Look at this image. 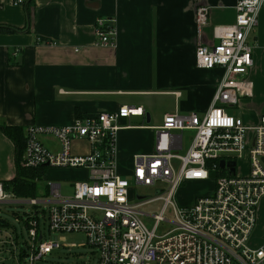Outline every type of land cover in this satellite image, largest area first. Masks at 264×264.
Masks as SVG:
<instances>
[{
    "label": "built area",
    "instance_id": "1",
    "mask_svg": "<svg viewBox=\"0 0 264 264\" xmlns=\"http://www.w3.org/2000/svg\"><path fill=\"white\" fill-rule=\"evenodd\" d=\"M263 4L236 0L234 22L213 27L215 41L209 45L201 42L209 9L197 7L196 67L222 69L210 107L202 116L167 113L159 126H145L155 132L153 152L135 155L126 175L118 172L116 135L123 128L121 119L145 114L141 107L123 105L63 126H26L22 167L83 169L86 176L74 180L72 192L64 195L61 184L44 174L52 197L41 192L39 199L12 200L15 196L0 181V204L34 206V213L23 220L29 240L15 226H0V264H35L53 249L74 246L63 238L46 239L45 232L83 233L84 245L97 254L96 264H264V243L250 244L264 197V114L247 126L228 112L238 110L240 100L252 94L248 75L253 47L248 39ZM94 35L97 46H113L114 19L97 18ZM183 130L194 133L179 153ZM43 137L53 138L57 150L47 147ZM76 140L87 143L89 150L75 152ZM229 162L235 163L233 173L228 172ZM191 182L208 183L209 189L181 204L177 194L182 184ZM135 186L152 187L154 195L145 196ZM152 202L160 203L159 212H142ZM143 216L152 218L151 226ZM162 222L173 227L160 232Z\"/></svg>",
    "mask_w": 264,
    "mask_h": 264
},
{
    "label": "crops",
    "instance_id": "2",
    "mask_svg": "<svg viewBox=\"0 0 264 264\" xmlns=\"http://www.w3.org/2000/svg\"><path fill=\"white\" fill-rule=\"evenodd\" d=\"M235 2L33 0L26 7L0 0V126H63L123 105L141 107L145 114L121 119L116 135L118 172L126 175L135 155L153 152L155 132L145 126H159L167 113L202 116L210 107L222 69L196 67V9H209L201 38L209 45L215 41L213 27L234 22ZM97 18L114 19L113 46L95 44ZM248 41L252 94L240 100L237 115L253 126L264 114V4ZM43 142L58 148L53 138ZM74 147L89 150L77 140ZM51 170L46 172L56 181L86 176L83 169ZM14 175V145L0 130V181ZM262 243L264 197L250 237L251 246Z\"/></svg>",
    "mask_w": 264,
    "mask_h": 264
},
{
    "label": "rangeland",
    "instance_id": "3",
    "mask_svg": "<svg viewBox=\"0 0 264 264\" xmlns=\"http://www.w3.org/2000/svg\"><path fill=\"white\" fill-rule=\"evenodd\" d=\"M164 105L166 102L163 103ZM228 112L230 114H238V111L235 110L233 112V109L229 108ZM137 124V123H135ZM150 124V123H149ZM148 124V125H149ZM193 130H183V140H184V147L179 151V153H183L188 146V139L193 135ZM240 169L242 172L245 171V167L243 166V162L240 163ZM51 170V167L46 168V171ZM53 170H51L52 172ZM55 172V171H54ZM51 175V174H49ZM48 172L45 173V177L47 179H52V177H49ZM83 177H75L76 179H82ZM47 179H41L38 186V194L37 199H39L42 195L41 192H45L46 197L51 198V194L49 193V190L46 188V182ZM74 180L65 179V180H58L56 182H59L61 184V192L64 195H68L72 192V184ZM52 181V180H51ZM135 189H137L141 194L145 196H153L154 195V189L152 187H144V186H135ZM209 189L208 183L203 182H191V183H184L181 186L180 191L177 194V200L181 204H188L193 200V197L196 194L204 193L206 190ZM10 199H19L16 197H10ZM160 209V203L159 202H152L144 205L141 207L142 212L145 213H158ZM34 213V206L30 205L29 203H20L17 201H10V202H4L0 204V218L8 222L10 225L15 226L17 228V231L23 235L24 238L27 240V233L25 226L23 224V220L27 217L29 214ZM172 218V216H170ZM145 219V222L148 226L152 225V218L143 216ZM172 224H168L165 222H162L160 224V232L164 231V229L172 228ZM45 238L51 239V240H58L59 238H63V243H66L68 245H74L73 247H59L57 249H53L50 253L43 256V258L39 261H36L35 264H96L97 261V254L95 253V250L90 247L89 245H84L86 242L85 235L83 233H50L47 232Z\"/></svg>",
    "mask_w": 264,
    "mask_h": 264
},
{
    "label": "trees",
    "instance_id": "4",
    "mask_svg": "<svg viewBox=\"0 0 264 264\" xmlns=\"http://www.w3.org/2000/svg\"><path fill=\"white\" fill-rule=\"evenodd\" d=\"M16 2V0H14ZM33 0H23L26 7L29 6ZM9 31H16V29H9ZM2 133L9 138L14 145V165L15 175L7 181H2L6 191L12 193L15 197L28 198L37 197L39 190V182L45 174L46 169L41 167L37 169L24 168L20 165V160L24 151V129L19 126L2 125L0 126ZM215 174H212L213 176ZM0 226H10L8 222L0 219Z\"/></svg>",
    "mask_w": 264,
    "mask_h": 264
},
{
    "label": "water",
    "instance_id": "5",
    "mask_svg": "<svg viewBox=\"0 0 264 264\" xmlns=\"http://www.w3.org/2000/svg\"><path fill=\"white\" fill-rule=\"evenodd\" d=\"M148 116V114H146ZM146 122H149V120L147 119ZM234 166H235V163L234 162H229L228 163V172L229 173H233L234 172ZM220 167H224V163L223 161L220 162ZM143 196H138L137 199H142Z\"/></svg>",
    "mask_w": 264,
    "mask_h": 264
}]
</instances>
